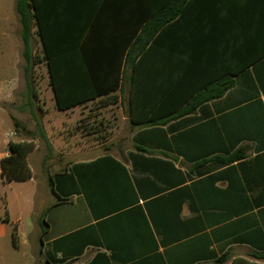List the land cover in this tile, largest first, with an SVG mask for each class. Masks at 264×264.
I'll list each match as a JSON object with an SVG mask.
<instances>
[{
    "label": "crops",
    "instance_id": "1",
    "mask_svg": "<svg viewBox=\"0 0 264 264\" xmlns=\"http://www.w3.org/2000/svg\"><path fill=\"white\" fill-rule=\"evenodd\" d=\"M15 1L0 0V26L15 25ZM172 1L42 0L54 27L90 21L93 39L109 52L144 5L163 6L171 19L151 36L150 66L140 80L164 77L168 90H202L223 79L232 86L164 126L137 127L128 109L129 131L99 144L45 130L52 150L80 157L48 175L53 192L48 177L44 184L31 172L28 212L11 210L4 195L0 264H264V0H182L173 16L179 4ZM123 69L129 96L130 69ZM8 73L9 83L0 76V161L9 142L25 140L3 105L15 89L11 59L0 62V75ZM138 88L139 103L147 87ZM93 150L104 151L88 155ZM238 150L245 157L233 163L214 159ZM0 182L12 186L1 175ZM37 196L47 200L44 209Z\"/></svg>",
    "mask_w": 264,
    "mask_h": 264
},
{
    "label": "trees",
    "instance_id": "2",
    "mask_svg": "<svg viewBox=\"0 0 264 264\" xmlns=\"http://www.w3.org/2000/svg\"><path fill=\"white\" fill-rule=\"evenodd\" d=\"M165 1L158 0V3L164 4ZM172 2L179 4L173 16L181 10L182 0ZM144 6L145 9L136 19L134 27L132 25L131 28H126V34L119 35L122 41L114 44L116 47L109 52L104 49L102 41L97 40L98 38L93 39L96 35H94V27L90 25V21H78L79 24L73 26L60 24L54 27L44 15L42 0L15 1V12L20 24L21 57L24 60V107L34 120L35 130L45 143L48 156L53 150L33 101L31 74L33 67L40 62L38 58L46 65L49 86L54 94L55 107L59 111H67L89 102H99L100 107L117 103L123 91L122 81L126 75L123 66L130 69V74L126 76L130 86L129 116L131 123L141 128L164 126L171 120L189 115L201 104L222 97L232 86V80L226 82L223 79L214 85H205L202 90L183 89L181 84L175 85V89L168 90L164 77L163 81L152 80L149 73L146 81L142 82L140 77L144 75L140 73L141 69L148 72L150 66L151 36L171 19V17H166V10L163 6L158 9ZM35 36L38 37L40 43V57L33 54ZM95 40L96 43H94ZM135 54L140 57L136 59ZM142 84L147 87V90L138 103L135 102L136 97L134 96ZM13 124L16 127L18 125L14 120ZM23 133L31 140L36 138L33 131ZM33 148L34 144L29 140L9 142L10 154L0 161V175L4 183L25 181L31 178L27 156ZM244 157L243 150H238L230 156L214 159L223 164H230ZM47 184L53 192L51 176H48ZM40 224L47 227L44 215ZM12 244L16 247L15 228L12 232Z\"/></svg>",
    "mask_w": 264,
    "mask_h": 264
},
{
    "label": "rangeland",
    "instance_id": "3",
    "mask_svg": "<svg viewBox=\"0 0 264 264\" xmlns=\"http://www.w3.org/2000/svg\"><path fill=\"white\" fill-rule=\"evenodd\" d=\"M7 31L9 32L8 35H6ZM19 34L20 24L18 18H16L14 26L9 28L0 26V62L5 65V63L9 62L11 59L13 61V66L16 68V74L14 75L15 89L10 96V101L3 105L9 109L12 115L11 118L18 123L17 127L14 126V130L18 137L32 142L36 141L38 149L34 150L36 143H33L34 148L29 153V156H27V164L30 172H34V177L38 180H44L45 184L48 175L60 168L62 162L80 156H77L78 154L70 155L69 153L71 150H53L50 156L47 155L48 151L46 145L39 138L35 130L34 120L24 107V60L21 57L22 43ZM35 39L33 54L40 57V43L38 37L35 36ZM38 61L40 62L33 67L31 74V79L33 80L32 88L34 91L33 101L44 130L51 136L63 133L64 137H67L68 140L73 137L77 139L76 142H80V138H83L81 141L86 140L91 144H99L103 143L107 136L113 135L114 131L115 134L119 130L123 131L124 134L129 131L131 124L128 120L127 91L124 90L122 94H120V99L117 103L107 107H100L99 102H90L84 106L73 108L70 111H59L55 107L53 93L48 85L46 65L44 61H41L39 58ZM0 76L4 78V82L2 83L5 84L10 82L9 79L11 76L9 73ZM60 124L63 125L61 126L62 129H59ZM25 131L35 132L36 138L34 140L27 138L23 133ZM116 141L118 142V140H115V142ZM103 151L104 150H93V153L88 155H95V153ZM58 161H60V163H58ZM11 182L12 186L10 188L12 189H7V187H5V189L0 182V215H2L4 210V195H7L8 205L11 210L22 209L28 212L31 209L35 187L33 188V185L27 183L26 180ZM43 186V184H40L38 189ZM36 198L38 204L44 202V204H42V209H44L48 204L47 200H39L38 196ZM37 216H40V213Z\"/></svg>",
    "mask_w": 264,
    "mask_h": 264
}]
</instances>
